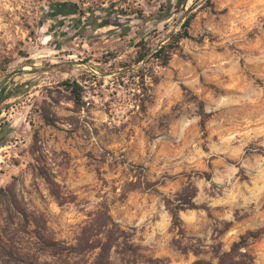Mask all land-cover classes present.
Masks as SVG:
<instances>
[{
    "label": "rangeland",
    "instance_id": "1",
    "mask_svg": "<svg viewBox=\"0 0 264 264\" xmlns=\"http://www.w3.org/2000/svg\"><path fill=\"white\" fill-rule=\"evenodd\" d=\"M259 228L264 0H0V264L108 239L107 264H218ZM244 250L264 264V234Z\"/></svg>",
    "mask_w": 264,
    "mask_h": 264
},
{
    "label": "trees",
    "instance_id": "2",
    "mask_svg": "<svg viewBox=\"0 0 264 264\" xmlns=\"http://www.w3.org/2000/svg\"><path fill=\"white\" fill-rule=\"evenodd\" d=\"M209 3L210 0H207ZM192 16H187L184 22L182 23V30L170 34L168 40L159 45L156 49H154L151 53H149L148 49L140 50L137 55L136 63H139L141 61L146 62L148 59H146V56L150 54V57L152 58L153 62H156L158 65L166 66L171 59L172 54L176 53L180 49V43L183 39L189 37V33L187 31V27L190 23ZM149 62V61H148ZM152 82H157V77L154 75H151ZM67 88H70L73 94L76 96V99H80V91L81 87L76 83L69 81H63L62 83ZM198 107L200 109V115L202 116L201 126L204 127V117L207 116L203 109V102L199 101ZM182 208L178 206L169 207V212L172 217V224L174 226L180 227L181 225V219L179 212ZM119 231L117 225H116V240L119 238L117 232ZM264 234V228H259L256 230H248L244 234L240 235L239 239L232 243L230 250L227 252H224L220 257H218V264H251L253 261V256L250 252L247 250L242 251V249H245L249 242L252 240H257L261 238ZM86 244V243H85ZM117 244V241H116ZM60 243H53V246L55 247V250L57 251H63L66 250V247L60 246ZM112 242L108 239V242L106 241H100L93 245H87V251H91L93 249H98V252L96 253V256L94 258V261L90 264H107L108 261V250L111 248ZM84 245L77 244L75 252L78 254H81L82 251H84ZM86 251V250H85ZM20 262L25 264H31L30 261L27 259H22ZM200 264V262H196L195 264Z\"/></svg>",
    "mask_w": 264,
    "mask_h": 264
}]
</instances>
